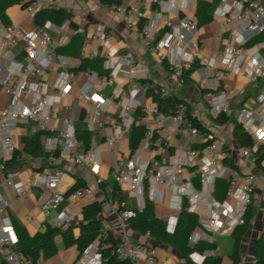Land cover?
Instances as JSON below:
<instances>
[{
    "label": "built area",
    "instance_id": "built-area-1",
    "mask_svg": "<svg viewBox=\"0 0 264 264\" xmlns=\"http://www.w3.org/2000/svg\"><path fill=\"white\" fill-rule=\"evenodd\" d=\"M43 1L53 4L58 0H24L25 17L34 20ZM89 1L95 7L106 6L109 13L119 15L129 30H136L143 17L136 4L124 7L115 1ZM186 1L168 0L166 4L177 8ZM143 2L147 9L163 4L161 0ZM213 17L223 19L228 25L234 21L241 24L239 30L232 31L235 46L221 41L223 48L217 52L216 61L221 62L223 68H214V61L207 66L203 87L213 93L208 95L206 112L211 119L217 120L221 115L230 116L220 83L238 71L244 55H249L253 63L246 71L250 82L264 77V59L260 56L264 43L245 48L250 37L264 32V6L258 0H233L231 4L219 0ZM71 22L73 18L54 27L50 21H45L31 30L21 25L0 24V95L8 97L6 108L0 110V190L8 187L18 198H24L36 189L40 196V212L50 219V224L68 222L71 213L67 208L60 210L61 205L94 199L95 191L85 187L62 192L60 185L64 172L53 165L62 159L69 160L79 168L87 169L94 185L99 187L107 182L99 174L103 166L101 155L106 148L113 159L109 178L128 196L134 197L137 206L117 211L120 228L117 238H113L110 230L101 229L98 238L74 264H103V251L117 261L158 264L155 248L136 244L126 231L128 220L143 209L145 192L157 203L162 201L165 193L176 197L181 210L184 207L187 213L198 217L187 243L191 250L202 241H212L214 236L232 233L244 225L246 210L253 203L259 183L258 176L240 175L223 163L229 158L226 139L211 130L202 131L194 126L198 117L186 101L179 100L171 109L161 110L158 100L171 98L169 90L153 80L146 68H137L134 55L120 57L112 43L113 34L103 24H93L86 30L88 42L80 47V59H101L104 74L82 71L80 75L85 80L78 87L76 97H71V92L79 75L62 69L54 81L47 79L54 62L65 68L70 65L68 57L55 53L57 48L67 44L68 39L63 37L54 43L50 32L62 33ZM166 27L161 37L156 38L155 25L148 22L142 28L139 45L141 51L151 48L161 56L175 86L181 87L185 69L203 47L197 39L198 28L193 19H168ZM187 49L190 54L186 53ZM118 78L124 80V85L105 93V88L113 86ZM63 100L68 101L62 108L64 117L60 110ZM80 111L84 113L86 131L94 134L88 145L77 137L73 126ZM234 119L252 142L251 147L240 148L241 156L251 159L257 149L264 146V88L256 99V107L236 111ZM136 126L144 130L142 144L126 159L120 160V143ZM19 127L26 128L28 135L49 133L41 144L51 166L35 171L9 167L18 151L14 132ZM182 133L187 135L188 143L173 148L171 138L177 137L178 143ZM97 136L102 143L97 141ZM218 179L227 181L222 201L213 197ZM106 189L111 192L109 186ZM176 221L174 218L171 224L165 225L167 233L174 232ZM18 243L19 238L8 217V203L0 193V250L5 252L3 260L6 264H24L25 260L17 256ZM211 256L213 251L192 252L190 260L202 264Z\"/></svg>",
    "mask_w": 264,
    "mask_h": 264
},
{
    "label": "crops",
    "instance_id": "crops-1",
    "mask_svg": "<svg viewBox=\"0 0 264 264\" xmlns=\"http://www.w3.org/2000/svg\"><path fill=\"white\" fill-rule=\"evenodd\" d=\"M113 1L124 7H128L132 4H136L138 6L143 17L137 25L136 30L127 29L123 19L119 15L109 13L106 6L100 8L95 7L89 0H58L53 4L43 1L41 10H61L67 14V17L63 22H61V24H57L53 20L51 21L45 19V21H50L54 27L64 25L69 18H73V22L69 23L62 33L55 30L50 32L54 43H57L63 37H66L68 41L65 46L69 45L71 39L75 36H78V40L81 45L88 42L86 32L88 27L93 24H103L106 29L113 34L112 43L118 50L120 57L126 58L134 55L133 57H135L137 68H146L150 72L153 80H155L159 85L165 86L169 90L171 97L178 101H186L189 108L198 117L197 122L204 129L211 130L218 135H222L226 139L227 151L229 153L228 160H231L236 166L234 169L230 168L232 171L237 172L240 175L255 174L258 176L259 183L251 205V208L253 209V216L247 233L241 238L239 248V264H255V245L258 240L263 237L264 233V160L261 163V168L255 164V156L251 159H244L241 156L240 147L237 146L232 136V130L236 124L234 119L236 111H239L244 107L251 109L256 107V99L264 88V77L258 79L255 83L250 82L246 71L253 66V63L249 55H244L238 71L230 74L227 79L220 83V88L226 94L227 104L230 109V116L226 117L227 122L225 123H219L216 120L211 119L206 112L209 103L205 105L201 101L202 97L208 98V95L213 93V91L203 87V84L206 82L205 74L208 64L211 61H214V68H223V64L218 60L216 61L217 52L223 48L221 41H226L229 46H235L236 44L232 36V31L239 30L241 24L234 21L231 25H228L223 19H215L213 17V13L219 0H187L183 3V5H179V7L177 6V8L166 4L168 0H161L163 3L161 6L152 5L150 9L146 8L143 0ZM232 1L233 0H227V3L231 4ZM258 1L264 6V0ZM201 3L206 5L205 12L209 18L206 24L200 27L197 26V39L203 48L197 53V55L194 56L193 63L189 64V66L185 69L183 85L181 87H176L171 79L172 76L166 67V62L162 59V57L156 54L151 48L141 51L139 45L141 31L148 22H153L156 30L155 36L156 38H159L167 30L166 25L168 19L187 17L193 19L197 24L196 12L197 8L201 6ZM0 24L4 26L21 25L26 30H31L39 26V24L35 23V20H29L25 17L22 1L19 4L10 6L4 11V16L0 19ZM260 43H264V33L250 37L245 48L249 49ZM59 49L60 48H57L55 53L57 55L68 57L70 59V65L65 68L58 62H54L51 70L47 74V79L54 81L57 74L62 69L74 72L75 75H79L77 76L78 78L76 79V83L73 88V90L76 89L78 93V87L80 85H77V81L84 77L80 75L82 71L78 70L81 63L80 50H78V56L69 57L60 53ZM172 53L174 54L175 51L173 50ZM186 53L190 54L191 52L187 49ZM260 56L264 59V49L260 51ZM96 60H100L101 62L100 70H88L98 74H104L102 69V60ZM189 70L191 71L189 72ZM119 79L122 80L123 84L120 85L116 80V83L113 86H107L105 88V93H111L115 88L123 86L124 80L122 78ZM71 97L74 96L71 94ZM193 101H196V103H193ZM67 103L68 101H66L65 104ZM163 105L166 110L171 109L172 107H170L167 102L163 103ZM60 110L61 115L63 116L65 112L61 107ZM83 118L84 113H82V111L78 112L73 126L77 136L82 133L89 134L87 143L80 138L85 145H88L94 134L86 131ZM136 127L142 128L141 126ZM14 134L18 142V151L15 153L16 157L14 155L15 160L10 162V164L12 163L14 165L13 169L35 171L51 166L45 157L32 158L24 153L22 141L26 136H29L26 128L19 127L15 130ZM132 137L133 135L131 130L127 133L125 139L121 141L119 153L120 160L126 159L133 150L142 144L141 138L139 144H137L136 148H134L131 144L133 141ZM181 137L185 139L183 145L188 143V138L185 133L178 136V141ZM96 139L99 143L103 142L98 136ZM176 139L177 137L175 136L171 138V145L173 148H177ZM195 142L196 144H199V141L196 140ZM173 148L171 150H173ZM103 154L107 158V163L102 166V168L108 172L106 185L112 188L115 184L109 178V168L113 159L106 148H104ZM145 156L147 157L148 154ZM39 158L40 161L35 162V160ZM53 166L62 169L64 172L60 185V190L62 192L68 193L76 188L85 187H92L95 191L94 199L64 202L61 205L60 210L67 208L71 213V217L68 222H63L54 226L50 224V219L45 217L40 212V196L39 191L36 189L32 190L24 198H18L14 191L8 187H3L0 190V193L8 203V217L11 224L13 225V222L15 221L22 229L20 233L18 232V228L13 225L19 240L22 238L23 240L35 243L37 237L43 235L49 228L59 229V232L54 235L51 244L47 248L36 249L34 251L37 264H74L80 255L74 242L82 232L87 231L90 228L91 223V221L84 216V208L93 202H97L101 207V212L97 218L92 221H99V232L101 229H108L111 231L113 238H117L120 234L119 221L117 218V211L119 210L118 203L115 200H112L109 195H106V187H96L94 185V179L87 169L79 168L71 161L64 159L59 160ZM159 189L161 190L162 188L160 187ZM120 191L123 195L121 204L126 208L135 209L137 206L136 199L128 196L123 190L120 189ZM144 198L152 204L156 218L162 221L165 225L171 224L174 218L177 220L181 208L176 197L172 198L170 195L165 193L162 201L157 203L152 201L145 192ZM155 204L160 206L159 211L157 210V206ZM126 231L136 244H146L155 248L158 264H186V258L183 255L178 253L169 245L156 241L150 236V234L149 236H147L146 233L141 235L130 229V227H127ZM236 231L237 228L232 233L216 235L213 237L212 241H202L200 243L213 246V248H208L204 251H213V256L211 257H220L222 259L221 264H232L229 256L233 248V234L236 233ZM4 255L5 252L0 250V264H6L3 260ZM17 256L25 260L24 264H33L32 261L29 260L22 252H18Z\"/></svg>",
    "mask_w": 264,
    "mask_h": 264
},
{
    "label": "trees",
    "instance_id": "trees-1",
    "mask_svg": "<svg viewBox=\"0 0 264 264\" xmlns=\"http://www.w3.org/2000/svg\"><path fill=\"white\" fill-rule=\"evenodd\" d=\"M24 0H1L0 2V19L4 16V11L9 8L12 5L19 4L20 2ZM113 0H106L105 2L110 3ZM206 5L201 3V6L197 8L196 12V19H197V26L200 27L204 24H206L209 20V18L206 15L205 12ZM67 17V14H65L61 10H40L34 20L36 24L42 25L45 21V19L53 20L57 24H61ZM264 33V32H262ZM261 33V34H262ZM81 44L79 43L78 36H75L71 39V42L69 45L60 48V53L67 55L69 57H76L78 56V50H80ZM101 62L100 60H92L89 61L87 59H82L81 63L78 67V70L85 71L88 69L92 70H100ZM194 68V66H193ZM192 70V69H191ZM189 70V72L191 71ZM160 109L164 112L167 111L164 108L163 103L167 102L169 106L173 107L174 104L178 102V100L174 99L173 97L163 100H158ZM171 107V108H172ZM219 123H225L227 122L226 117L223 115L219 116L216 120ZM194 126L199 128L200 130H205L198 122L193 123ZM143 130L140 127H133L132 128V146L136 148L137 144H139L142 136H143ZM49 133L43 132L38 133L36 135H29L26 136L22 143H23V151L25 154L32 158L36 157H45L46 154L43 152L42 149V139L48 136ZM232 136L237 144L238 147H251L252 142L250 137L244 132L242 127L240 125L235 124L232 130ZM78 138H81L84 140L85 143H87L89 139V134L82 133L78 134ZM254 156L256 157L255 164L258 167H261V163L264 160V146H260L257 151L254 153ZM16 157V155H15ZM14 158V157H13ZM12 159V161H14ZM223 163L230 168L234 169L236 166L231 160L225 159ZM10 168H14V165L11 163L8 164ZM107 183H104L101 185V187L105 188ZM227 188V181L224 179H218L215 182L214 186V198L218 201H222L225 198V192ZM78 189V188H76ZM106 195H109L112 200H115L118 203V209L123 210L126 209L125 206L121 204L123 200V195L120 189L117 185L111 188V192H106ZM101 212V207L97 202H93L86 206L84 208V216L85 218L89 219L91 221L90 228L87 231H84L80 234V236L75 240V246L79 254L83 253L99 236V221H92L97 218V216ZM253 216V209L251 206H249L246 210L244 220L245 223L242 226L237 227L236 233L233 234V248L232 252L229 256L232 264H239L240 263V243L241 238L247 233L251 219ZM13 225L18 228V232L21 233L22 229L19 226L17 222H13ZM128 227L132 229L135 232H138L141 235H144L145 233H149L151 237H153L156 241L165 243L169 245L171 248L176 250L178 253L183 255L186 258V264H193L190 261V254L192 252H198L203 253L205 249L213 248V246L205 245L203 243H198V245L193 249H189L187 246L188 239L191 235V233L194 231L195 227L197 226V217L193 214H189L186 212L185 208L183 207L180 211L174 232L172 234H169L166 232L165 224L156 218L154 213V208L152 204L144 198L143 201V209L141 212H138L134 218H131L127 222ZM236 229V228H235ZM234 229V230H235ZM59 232V229H51L49 228L43 235H40L37 237V240L35 243H31L29 241L19 240L18 246H17V253L22 252L26 257H28L29 260L32 261L33 264L36 263V256L34 254V251L36 249H44L47 248L56 233ZM36 245V246H34ZM47 255V254H46ZM102 257L104 259L103 264H131L129 261H117L114 258L110 257L108 255V252L103 251ZM255 264H264V240L263 237L258 240V242L255 245ZM222 259L220 257H207L203 260L202 264H221Z\"/></svg>",
    "mask_w": 264,
    "mask_h": 264
},
{
    "label": "rangeland",
    "instance_id": "rangeland-1",
    "mask_svg": "<svg viewBox=\"0 0 264 264\" xmlns=\"http://www.w3.org/2000/svg\"><path fill=\"white\" fill-rule=\"evenodd\" d=\"M29 20H31V19H29ZM84 78H82V79H79L78 81H77V85H81L83 82H84ZM117 82L121 85V84H123V82H122V80L121 79H117ZM71 94H72V96H74V97H76L77 95H78V93H77V90L76 89H74L72 92H71ZM199 99H200V97H199ZM205 105H207L208 104V102H209V98H206V97H202V100H201ZM7 103H8V97L6 96V95H0V110H3V109H5L6 108V106H7ZM66 103V101L65 100H63L62 102H61V108H63V106H64V104ZM193 103H196V101H193ZM65 116V113L63 114V117ZM184 142H185V139L183 138V137H181L180 138V140H179V142L176 144V147L178 148V147H180L181 145H183L184 144ZM102 164L104 165L105 163H107V158H106V156L104 155V154H102ZM157 165H159V162L158 163H156ZM155 164V167H157V165ZM100 177L101 178H103V179H106L107 178V176H108V172H107V170H105L104 168H101L100 169ZM156 206H157V210L159 211V209H160V206L159 205H157V204H155ZM224 255V254H223Z\"/></svg>",
    "mask_w": 264,
    "mask_h": 264
}]
</instances>
